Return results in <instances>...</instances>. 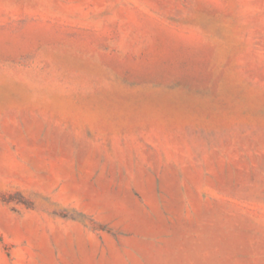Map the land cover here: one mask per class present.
Wrapping results in <instances>:
<instances>
[{"label":"rangeland","instance_id":"rangeland-1","mask_svg":"<svg viewBox=\"0 0 264 264\" xmlns=\"http://www.w3.org/2000/svg\"><path fill=\"white\" fill-rule=\"evenodd\" d=\"M0 264H264V0H0Z\"/></svg>","mask_w":264,"mask_h":264}]
</instances>
